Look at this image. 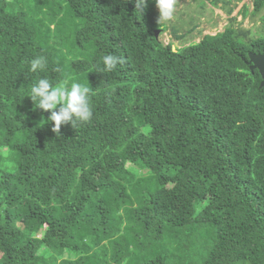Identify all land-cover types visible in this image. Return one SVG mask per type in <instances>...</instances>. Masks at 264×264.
Masks as SVG:
<instances>
[{
  "label": "trees",
  "instance_id": "obj_1",
  "mask_svg": "<svg viewBox=\"0 0 264 264\" xmlns=\"http://www.w3.org/2000/svg\"><path fill=\"white\" fill-rule=\"evenodd\" d=\"M263 8L172 49L155 0H0V264H264ZM44 76L88 86L91 121L54 132Z\"/></svg>",
  "mask_w": 264,
  "mask_h": 264
},
{
  "label": "clouds",
  "instance_id": "obj_2",
  "mask_svg": "<svg viewBox=\"0 0 264 264\" xmlns=\"http://www.w3.org/2000/svg\"><path fill=\"white\" fill-rule=\"evenodd\" d=\"M148 0H136V8L140 11L147 6ZM159 10L158 23L167 22L174 18L177 0H155ZM103 67L98 71L108 73L116 70L117 65L122 63L121 58L114 54H106L100 58ZM49 59L46 55H37L31 60V72L48 68ZM60 71L59 68L54 69ZM91 89L79 82H70L65 78L53 83L47 76L38 79L31 87L30 96L36 107L48 111L52 110L49 121L54 122L53 131L59 132L62 124H77L90 122L92 119V107L90 104ZM59 106V107H58Z\"/></svg>",
  "mask_w": 264,
  "mask_h": 264
},
{
  "label": "rangeland",
  "instance_id": "obj_3",
  "mask_svg": "<svg viewBox=\"0 0 264 264\" xmlns=\"http://www.w3.org/2000/svg\"><path fill=\"white\" fill-rule=\"evenodd\" d=\"M206 1L205 6L200 7L196 0H177L174 18L164 22L166 25L164 31L158 30L159 39L165 44L171 43L172 49H176L199 41L204 34H215L222 31L232 17L236 18L235 24L239 23L241 27L250 28L253 31L261 28V22L258 18H243L239 13L243 4H247L251 10L252 0H242L237 3L231 14H227L221 7H214L210 1ZM262 13L264 14V8ZM172 28L176 30L178 35H182L181 39L174 37ZM188 169L189 166H184L179 175L184 176Z\"/></svg>",
  "mask_w": 264,
  "mask_h": 264
},
{
  "label": "water",
  "instance_id": "obj_4",
  "mask_svg": "<svg viewBox=\"0 0 264 264\" xmlns=\"http://www.w3.org/2000/svg\"><path fill=\"white\" fill-rule=\"evenodd\" d=\"M158 34V30H156V35ZM251 69H258L259 73L261 74V83L260 86L264 85V54H257V53H249Z\"/></svg>",
  "mask_w": 264,
  "mask_h": 264
}]
</instances>
